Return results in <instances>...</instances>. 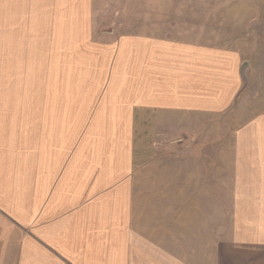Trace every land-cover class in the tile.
Returning a JSON list of instances; mask_svg holds the SVG:
<instances>
[{"label":"crops","instance_id":"obj_1","mask_svg":"<svg viewBox=\"0 0 264 264\" xmlns=\"http://www.w3.org/2000/svg\"><path fill=\"white\" fill-rule=\"evenodd\" d=\"M95 15V0H0V264H264L263 63L238 47L97 34ZM243 105L234 143L213 146L209 240L192 243L206 228L189 208L144 225L150 122Z\"/></svg>","mask_w":264,"mask_h":264},{"label":"rangeland","instance_id":"obj_2","mask_svg":"<svg viewBox=\"0 0 264 264\" xmlns=\"http://www.w3.org/2000/svg\"><path fill=\"white\" fill-rule=\"evenodd\" d=\"M95 14L97 34L103 31L119 38L144 33L238 47L264 65V0H95ZM254 80L260 90L264 88V72ZM256 103L264 104V96ZM244 112L245 105L216 119L213 115H162L158 132L150 122L141 138V186L143 193L148 192L143 194L144 225L158 226L169 218L168 209L175 215L172 226L176 225L178 210L189 208L200 212V227L206 228L205 233L195 234L192 243L209 240L214 215V201L208 195L214 190L213 146L234 143L235 131L249 115ZM222 183L226 194V175ZM156 188L160 199L150 200ZM167 193H173V198L167 199ZM222 203L224 215L226 202ZM195 236L190 233L189 239ZM174 251L181 253L179 248Z\"/></svg>","mask_w":264,"mask_h":264}]
</instances>
